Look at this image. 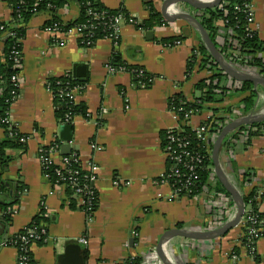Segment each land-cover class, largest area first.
I'll list each match as a JSON object with an SVG mask.
<instances>
[{
    "label": "crops",
    "instance_id": "crops-1",
    "mask_svg": "<svg viewBox=\"0 0 264 264\" xmlns=\"http://www.w3.org/2000/svg\"><path fill=\"white\" fill-rule=\"evenodd\" d=\"M100 1L107 8L125 10L138 23L149 15L142 0ZM167 1L152 0L162 24L148 30L126 24L117 38L98 39L88 47L82 46L80 39L77 43V37L67 39L61 32H47L44 25L51 18L48 12L33 16L25 25L22 64L16 72L18 95L8 113L25 141L23 148L8 150L11 160L1 175L6 190L0 194V204H12L10 212L15 213L0 233V244L43 213L46 238L41 244L31 245L33 264H144V257L156 250L166 230L212 228L215 215L211 196L218 181L213 166L207 186L193 196L176 193L165 177L170 166L161 133L180 127L169 101L181 95L185 102L193 103L199 95L195 84L211 74L201 65H190L193 50L203 43L198 31L186 21L165 22ZM253 2L256 32L264 41V0ZM59 16L65 22L76 19L77 3L71 0L59 10ZM10 18L9 0H0V21ZM62 39L64 44L59 45ZM114 56L123 63L118 66L126 70L108 71ZM132 68L142 69L152 82H146L144 76L140 84L128 71ZM78 69L83 77L77 75ZM63 76L81 84L75 102L86 110L84 116H73L70 142L62 139L66 134L61 133L62 123L47 88L49 78ZM147 83L150 85L146 88ZM255 89V112L251 114L258 115L264 110V86ZM246 95L231 94L222 102L205 104L192 114L187 125L194 128L208 121L213 109L223 112L241 105ZM4 136L0 125V139ZM233 140L223 144L220 151L225 173L242 195L253 186L262 194L264 133L253 135L245 144ZM53 142L59 145L52 156L55 162L63 155L76 154L82 170H88L90 163L97 169V203L88 218L66 187L53 186L43 175L39 152ZM247 171L253 181L239 188ZM258 201L264 224V198ZM2 215L0 207V219ZM244 234L239 223L210 241L178 236L168 242L166 251L177 264H264V237H258L250 248L243 242ZM16 258L15 248L0 245V264H16Z\"/></svg>",
    "mask_w": 264,
    "mask_h": 264
},
{
    "label": "trees",
    "instance_id": "trees-1",
    "mask_svg": "<svg viewBox=\"0 0 264 264\" xmlns=\"http://www.w3.org/2000/svg\"><path fill=\"white\" fill-rule=\"evenodd\" d=\"M70 1L71 0H9L11 18L7 22L0 21V36L6 32H13L12 37L6 36L0 42V125L5 131L4 138L0 139V194L6 190V187H4L1 182V175L6 168V165L11 160V157L8 155V150L24 147V144L19 141V138L24 136L16 131L14 125L6 124L4 118L9 113L10 106L14 101V96L18 93V89L14 87L11 80V77L18 71V68L15 67L14 52L21 48V41L25 35V25L27 22L33 16L48 12L50 13L51 18L45 23V27L56 25L61 30H67L72 27H79L83 24H92L95 27L94 36L92 37L94 44L98 39L105 38L110 33V30L107 28L110 18L119 13H123L124 15L127 14L123 9H110L105 7L100 0H74L79 7V16L74 20L65 22L60 18L59 10L67 7ZM243 1L244 0H220L217 4L207 5L201 10L202 14L198 16L197 19H199L203 28L213 40L217 48L226 49L228 47L236 46L237 51L243 55V58L248 65L259 67L261 72L264 73V41L258 37L257 32L247 30L245 20L246 14L242 8ZM142 2L147 8L149 15L145 20L136 24V27L148 30L154 26L162 24L163 19L159 12L154 8L152 0H142ZM89 10L91 11L90 14L88 13ZM92 14L100 15L101 19H94ZM218 21H224V26L227 28V31H229L227 37H217L216 32ZM83 31L85 32V30ZM194 50H198L202 54H208V51L203 44L196 47ZM112 60V64L115 66L123 64L121 62L119 63L118 58L115 56ZM190 65H193L192 60L190 61ZM206 65L210 66L211 74L195 84V91H197L199 95L193 103L185 102L181 95H177L169 101V107L174 110L180 120H183L184 113L187 111H192L193 113L198 112L203 109L205 104L219 103L231 94L246 92L247 95L241 100V105L228 107L224 109L223 112L213 109L211 118L204 124L215 126V121L224 120V115L222 116L223 113H225V115L231 114L235 109H238L243 116L255 112L254 104L257 91L252 82L231 79L229 85L227 83L229 77L220 72L218 64L213 60L208 62L207 60L202 59L201 67H206ZM144 76L147 79L149 78L146 74ZM80 85L81 84L77 83L76 80L70 76L51 77L48 79L47 88L52 94L56 107V115L60 122L63 121L66 112H71L74 116L85 115L86 110L83 105L70 103L64 94L65 87H81ZM148 85H150V83L145 84V87H149ZM249 125L250 127L257 129L256 131L251 132V135H260L264 133V120ZM179 129L180 133L177 136L185 141H189L187 147L188 150L191 151V153L198 155L203 164L208 167L199 170V181L190 187V195L193 196L194 194L201 192L204 186H207L211 177V149L210 147H207L205 142L201 140V138L198 137L194 130L187 124L181 122ZM242 129H244V125L229 132L224 140V144L229 143V141H234L233 139H238L237 132ZM166 133L167 130L161 133L163 146L165 145ZM168 164L170 167L168 168L167 174L170 173V168H172V164L169 160ZM69 165L73 168L78 167L74 161H70ZM48 174L49 179L54 181V166L49 167ZM167 179L173 183V179L175 178L171 176V178ZM252 181L253 175L251 172L247 171L242 174L241 181L237 186L241 188L252 183ZM215 188L216 191L229 196L219 181H217ZM66 189L67 192L71 193L69 187H66ZM242 197L245 204L244 217L256 216L257 219L262 220V216L258 212V198H264V192L259 195L257 187L253 186L249 192L243 194ZM230 202L233 203L232 199ZM0 207L3 210V215L0 219V228L4 232L5 227L11 223L12 217L10 211L12 204L4 203L0 204ZM43 215V213H39L37 216H34L28 225L37 226V230H40V228L43 227L41 223L44 219ZM242 224L244 227V233H246L244 234L243 242L245 241L246 243V226L259 228V235L264 237L263 223L251 224V222H246V225L244 223ZM12 237L14 238L15 235ZM45 238L46 235H43L39 240H36L35 243L41 244L45 241Z\"/></svg>",
    "mask_w": 264,
    "mask_h": 264
},
{
    "label": "built area",
    "instance_id": "built-area-1",
    "mask_svg": "<svg viewBox=\"0 0 264 264\" xmlns=\"http://www.w3.org/2000/svg\"><path fill=\"white\" fill-rule=\"evenodd\" d=\"M242 8L246 14L245 20H246V28L249 31H255L257 29V24L255 21L254 13H255V6L253 0H244L242 3ZM202 9L194 8L184 2H177L174 3L171 6V11L175 14L177 13H188L192 16L198 18L202 14ZM88 13L90 14L91 11L89 10ZM92 17L96 20L101 19L100 15L92 14ZM166 23L173 24L174 22H168L165 20ZM138 21L135 17L132 15H124L123 13H119L112 18H110L107 28L110 30L108 34V38H117L120 32V28L123 25L126 24H137ZM217 37L224 38L227 37L229 34V31H227V28L224 26V21H218L217 22ZM94 25L92 24H83L79 27H72L65 31L59 29L56 25H50L46 26L45 29L49 33H63L64 35L68 36V38H74L76 40L77 37V43L78 39L79 43L82 46H91L93 44L92 37L94 36ZM85 30V32L83 31ZM227 33V35H226ZM74 34H76L74 36ZM12 37L13 32H6L5 34L0 36V42L4 37ZM64 39L59 41V45H63ZM220 54L223 56V58L234 68L237 70L247 73V74H260L264 77V73L261 72L259 67L256 66H250L246 63L245 59L243 58V55L240 54L239 51H237L236 46L235 47H228L226 49H220L217 48ZM14 61H15V67L20 69L21 68V50L18 49L14 52ZM202 59L207 60L208 62L212 61V57L208 54H202L198 50H194L190 56V61L192 60L193 65L200 66ZM214 61V60H213ZM209 65H206L204 67L207 72L211 73V70L209 68ZM218 69L220 72L223 73L221 68L218 66ZM126 70L124 66H118L114 67L113 65H108V71L114 73L115 71H122ZM130 73H132L136 78L139 79V83L142 84V78L144 77V71L142 69H129ZM11 80L13 82V85L15 88L18 89V78L17 75L14 74L11 77ZM146 82H152V78L146 79ZM227 83L230 85L231 79L229 78ZM82 89V87L74 86L64 88V94L69 100L70 103L76 104L75 98H76V92ZM18 93L14 96V99L17 97ZM106 112V110H103ZM174 111V110H173ZM260 112V114H262ZM176 114V113H175ZM192 111H187L184 113L183 120H180L178 117V120L180 123L187 124L192 116ZM73 114L71 112H66L63 118V121L61 122L62 125L64 124H71ZM243 115L240 113L238 109H235L234 112L231 114H227L224 116V120H217L215 121V126H212L210 124H200L194 128H192L195 132V134L201 138L207 145V147H212V144L214 143L216 137L218 136L220 130L222 127L237 119L242 117ZM4 122L8 125H13L12 122L9 120L8 115L4 118ZM256 128L250 127V125H244V129L237 132L238 139L241 140V142L247 143L253 134L251 135V132L256 131ZM17 131V130H16ZM180 133V129H169L167 130V135L165 137V145L163 146V150L165 152V155L167 159L172 164V168H170V173H166L165 177L171 178L174 177L173 183L171 184L173 186V189L176 193H184L189 192L191 193V186H193L196 182L199 181V170L203 168H208L205 166L201 160V158L198 155H195L191 153V151L188 150L189 141H185L181 138H179L177 135ZM11 134V133H10ZM20 142L25 141V137L19 138ZM94 146V145H93ZM58 143L53 142L51 145L43 148L39 152V158L42 163V170L43 175L53 186H64L69 187L71 189V194H73L76 198L77 204L81 211L86 215V217H90L96 207L97 203V193L95 188V181L97 177V169L94 166V164L90 163L89 169L84 171L80 167L79 159L76 156V154L72 155H63L60 159V161L55 162L52 159V156L55 152L58 151ZM74 161L78 167L73 168L70 167L69 162ZM54 166V175L55 179L54 181H51L49 179L48 169L49 167ZM231 199L229 196L222 192L213 191L211 196V206L214 208V221L212 224V228H216L219 226H222L227 221L231 220L236 212V207L234 204H232ZM15 213V211H12ZM11 212V213H12ZM246 222H251V224L254 223H261L262 221L257 219L256 216H247L242 217L240 223H244L246 225ZM247 229V237H246V245L250 248H253V245L259 235V228H254L253 226H246ZM45 229L43 227L40 228V230H37V226H25L20 232H18L15 237L11 238H5L1 242V246H11L16 249L17 251V258H16V264H33L32 263V256L30 253V248L33 243H35L36 240H39L43 235H45ZM246 234V233H245ZM144 264H163L162 260L159 258L156 250H152L150 253H148L144 259ZM126 264V263H125ZM127 264H132V262H129Z\"/></svg>",
    "mask_w": 264,
    "mask_h": 264
},
{
    "label": "water",
    "instance_id": "water-1",
    "mask_svg": "<svg viewBox=\"0 0 264 264\" xmlns=\"http://www.w3.org/2000/svg\"><path fill=\"white\" fill-rule=\"evenodd\" d=\"M220 0H168L165 4V14L163 18L168 22H174L175 20L181 19L191 24L199 33L201 41L205 48L207 49L209 55L212 57L214 62L218 64L224 74H226L232 80L239 81H250L254 84V87L258 85L264 86V77L260 74H247L241 72L231 66L220 54L217 47L215 46L213 40L210 38L208 33L203 28L199 19L192 16L188 13H173L171 11V6L177 2H184L194 8L203 9L207 5L217 4ZM81 68V67H80ZM82 69V68H81ZM77 75L79 77H83L81 72L78 69ZM264 120V112L262 114L253 115L247 114L240 118H237L227 124H225L220 130L218 136L216 137L214 143L211 148V160L213 166V174L220 182L223 189L229 194V198L232 199L236 212L234 217L224 223L222 226L206 229V230H192L183 227H174L166 230L160 237L158 241V245L156 248V252L159 258L162 260L163 264H177L174 262L167 254L166 246L168 242L174 237H183L188 239H193L196 241H210L219 237L224 236L230 229L238 225L244 215L245 212V204L243 201L242 194L239 190L232 184L229 180L227 174L225 173L221 163H220V151L224 144V140L226 136L232 130L243 126L252 124L254 122H259ZM65 133L66 136L62 138L66 142L71 141V124H64L61 126V133ZM65 148H68L65 146ZM0 233H3V230L0 228Z\"/></svg>",
    "mask_w": 264,
    "mask_h": 264
}]
</instances>
